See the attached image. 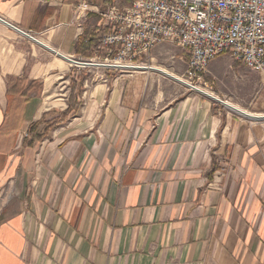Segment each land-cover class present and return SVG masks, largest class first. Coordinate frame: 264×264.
Segmentation results:
<instances>
[{
	"label": "crops",
	"instance_id": "0c3cea01",
	"mask_svg": "<svg viewBox=\"0 0 264 264\" xmlns=\"http://www.w3.org/2000/svg\"><path fill=\"white\" fill-rule=\"evenodd\" d=\"M77 5L0 0V17L68 57L107 59L76 54L110 31L107 9ZM227 57L209 64L217 97L264 115L262 75ZM135 61L147 68L85 74L78 115L24 148L32 123L43 133L67 109L70 82L53 85L71 64L0 22V264H264V119L152 69L184 79L176 45ZM226 72L248 100L219 85Z\"/></svg>",
	"mask_w": 264,
	"mask_h": 264
},
{
	"label": "built area",
	"instance_id": "2783aa9c",
	"mask_svg": "<svg viewBox=\"0 0 264 264\" xmlns=\"http://www.w3.org/2000/svg\"><path fill=\"white\" fill-rule=\"evenodd\" d=\"M93 9L89 0H78L75 11L78 17L88 10L100 13ZM101 16L110 31L97 51H105L106 61L114 60L110 63L136 65L135 60L168 42L186 52L185 79L196 87L212 89L205 80L209 64L224 54L260 73L264 85V0H131Z\"/></svg>",
	"mask_w": 264,
	"mask_h": 264
},
{
	"label": "trees",
	"instance_id": "16d2710c",
	"mask_svg": "<svg viewBox=\"0 0 264 264\" xmlns=\"http://www.w3.org/2000/svg\"><path fill=\"white\" fill-rule=\"evenodd\" d=\"M89 3L100 5L103 9H108L109 7L117 5L116 0H89ZM101 39V38H100ZM100 39H85L80 38L78 43L76 44V54L81 55L85 58H91L94 56V50L98 47L100 43ZM104 52V51H99ZM86 78L85 73L82 71L81 74L77 77H72L70 80V95L68 98V107L64 111H62L59 116L52 120V123L48 125L46 130L43 133H38L37 128L44 122V118L40 119L37 122L32 123L29 126V132L31 134V138L24 139V148L33 146L37 141L43 140L48 131L52 128H56L62 125L68 118L75 117L78 115L81 102L78 98L81 95L83 89V82Z\"/></svg>",
	"mask_w": 264,
	"mask_h": 264
},
{
	"label": "water",
	"instance_id": "95a60500",
	"mask_svg": "<svg viewBox=\"0 0 264 264\" xmlns=\"http://www.w3.org/2000/svg\"><path fill=\"white\" fill-rule=\"evenodd\" d=\"M0 22L6 24L7 26H9L10 28H12L13 30L17 31L18 33H20L21 35H23L24 37L32 40L33 42H35L36 44L44 47L45 49L51 51L52 53L56 54L57 56H59L60 58L64 59L65 61L71 63V64H75L76 66H81V67H97V68H106V69H116V70H119V69H122V70H131V69H140V68H147V67H143L142 65H122V64H115V63H101V62H96V63H93L91 61H83V60H79V59H74V58H70L62 53H60L59 51H57L56 49L46 45L44 42H42L41 40H39L38 38H36L35 36L31 35L30 33L26 32V31H23L22 29L16 27L15 25L9 23L8 21H6L5 19H3L2 17H0ZM156 71H159L163 74H165L166 76L186 85L187 87H189L190 89H193V90H196L204 95H206L207 97H210L211 99L219 102L220 104H222L223 106H225L226 108H229L231 110H233L234 112H237L239 113L240 115H243L245 117H248V118H252V119H264V116H260V115H255V114H252V113H249L245 110H242V109H237L235 107H232L230 105H228L225 100L219 98V97H216V96H213V95H210L209 93H206V92H203V91H200L199 89H197L194 85L190 84L189 82H186L183 78H180V77H177L163 69H160V68H152Z\"/></svg>",
	"mask_w": 264,
	"mask_h": 264
},
{
	"label": "rangeland",
	"instance_id": "374dc122",
	"mask_svg": "<svg viewBox=\"0 0 264 264\" xmlns=\"http://www.w3.org/2000/svg\"><path fill=\"white\" fill-rule=\"evenodd\" d=\"M117 2V5L118 7L120 8H123V7H126V6H129L131 4V0H116ZM228 59H231L230 57H227ZM41 61H46L49 59L48 56H41L39 58ZM96 62H101V63H110V62H114V60H111L109 59L108 61H106V59H96L95 60ZM95 61H92V62H95ZM136 62V61H134ZM134 64H138L137 62L134 63ZM67 66L69 67V71L66 72L65 74L61 73L60 71H56V76H55V80H54V85H53V91L55 94H61L62 93V84L65 83V86L68 87L69 84L68 82H70V79L69 77L70 76H73V75H79L80 73H78V70H82L85 72V74L87 75V78H90L92 76H94L97 72L99 71H105L106 68H82V67H77V66H74V65H69L67 64ZM64 76L65 79L62 80V78H59L60 76ZM185 79V78H184ZM206 81L209 82V85L212 87V89L210 90L209 89V92H212L216 95H218L217 93V88L214 84H212V81H209L207 76L205 78ZM232 76L230 74H228L227 72L226 73H221L219 75V85L222 87L223 85L227 88L226 93L232 97L234 100L238 101L239 99H242V100H248V97L247 95H232V93H235L237 92V88H235L233 85H232ZM63 81H66V82H63ZM223 86V88H225ZM201 88V87H199ZM222 88V89H223ZM207 90V89H206ZM232 92V93H231ZM229 102V101H227ZM232 104V103H231ZM227 111H230L229 108H226Z\"/></svg>",
	"mask_w": 264,
	"mask_h": 264
},
{
	"label": "bare ground",
	"instance_id": "6f19581e",
	"mask_svg": "<svg viewBox=\"0 0 264 264\" xmlns=\"http://www.w3.org/2000/svg\"><path fill=\"white\" fill-rule=\"evenodd\" d=\"M71 58V57H70ZM92 62V61H91ZM69 63V62H68ZM93 63H96V62H93ZM71 64V63H70ZM71 65H74V66H76L75 64H71ZM77 67H81V66H77ZM186 81V80H185ZM186 82H188V81H186ZM196 87V86H195ZM197 89H199L200 91H203V92H206V93H209L210 95H213V96H216L215 94H213L212 92H209L208 90H205V89H203V88H199V87H196ZM228 105H230V106H232V107H235V108H237V109H240L239 107H237L236 105H234V104H231L230 102H227V101H225ZM256 115H258V114H256ZM243 116V115H242ZM260 116H264V115H260Z\"/></svg>",
	"mask_w": 264,
	"mask_h": 264
}]
</instances>
